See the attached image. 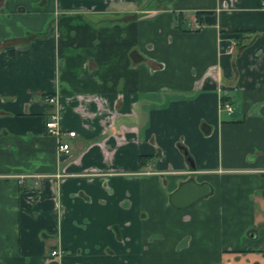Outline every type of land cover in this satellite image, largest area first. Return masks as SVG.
Returning <instances> with one entry per match:
<instances>
[{"label": "crops", "instance_id": "crops-1", "mask_svg": "<svg viewBox=\"0 0 264 264\" xmlns=\"http://www.w3.org/2000/svg\"><path fill=\"white\" fill-rule=\"evenodd\" d=\"M147 1L0 0V264H264V1Z\"/></svg>", "mask_w": 264, "mask_h": 264}, {"label": "water", "instance_id": "water-1", "mask_svg": "<svg viewBox=\"0 0 264 264\" xmlns=\"http://www.w3.org/2000/svg\"><path fill=\"white\" fill-rule=\"evenodd\" d=\"M208 191L207 183H196L192 179H187L169 194V201L177 207L185 206Z\"/></svg>", "mask_w": 264, "mask_h": 264}, {"label": "built area", "instance_id": "built-area-1", "mask_svg": "<svg viewBox=\"0 0 264 264\" xmlns=\"http://www.w3.org/2000/svg\"><path fill=\"white\" fill-rule=\"evenodd\" d=\"M264 1V0H263ZM192 23L194 24L195 27H199L200 25H197V23L195 22V19L192 20ZM44 99L48 102V103H53L55 101V98L53 96H45ZM223 108L226 111H230L231 107L227 102L223 103ZM59 115L57 114V112L53 111L49 114L48 118L43 122V127L46 133L53 135L56 139V147L57 149L62 152V153H67L69 150V146H68V142L63 141L61 139V133H66L69 136L74 135V130H63L60 126H59ZM22 177V175H21ZM54 252V251H52Z\"/></svg>", "mask_w": 264, "mask_h": 264}, {"label": "flooded vegetation", "instance_id": "flooded-vegetation-1", "mask_svg": "<svg viewBox=\"0 0 264 264\" xmlns=\"http://www.w3.org/2000/svg\"><path fill=\"white\" fill-rule=\"evenodd\" d=\"M36 176H37V177H40V175H36ZM187 179H192V178H191V177H187L185 180H187ZM185 180H183V181H185ZM192 180H193V179H192ZM183 181H181V182H183ZM193 181H194V180H193ZM181 182H180V183H181ZM194 182H195V181H194ZM37 183H38V179H37V180H33V184H34V185H36ZM180 183H179V184H180ZM196 183H198V182H196ZM202 183H207V182H202ZM179 184H178V185H179ZM207 184H208V183H207ZM178 185H177V186H178ZM208 185H209V184H208ZM177 186H176V187H177ZM174 189H175V188H174ZM174 189H173V190H174ZM173 190H172V191H173ZM172 191H171V192H172ZM209 191H210V186H209ZM209 191H208V192H209ZM171 192H170V193H171ZM208 192H207L206 194H208ZM170 193H169V194H170ZM206 194H204V195H206ZM204 195H202V196H204ZM202 196H200V197H202ZM198 198H199V197H197L196 199H198ZM196 199H194L193 201H195ZM193 201H192V202H193ZM168 202H169V204H171L170 201H169V195H168ZM192 202H190L189 204H191ZM189 204H187V205H189ZM171 205L174 206L173 204H171ZM187 205H185V206H187ZM185 206H181V207H185ZM175 207H177V206H175ZM52 251H54V252H52ZM61 253H62V252H61V249H60V248H57V247H56V248H52V249L49 251V255H50V256H54V257H60Z\"/></svg>", "mask_w": 264, "mask_h": 264}, {"label": "rangeland", "instance_id": "rangeland-1", "mask_svg": "<svg viewBox=\"0 0 264 264\" xmlns=\"http://www.w3.org/2000/svg\"><path fill=\"white\" fill-rule=\"evenodd\" d=\"M167 0H148L147 3L145 5H165L167 6Z\"/></svg>", "mask_w": 264, "mask_h": 264}]
</instances>
